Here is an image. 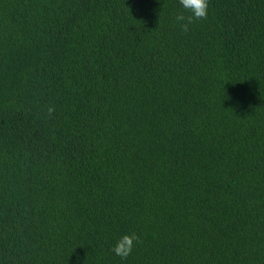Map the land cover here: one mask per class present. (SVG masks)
<instances>
[{
	"label": "trees",
	"instance_id": "16d2710c",
	"mask_svg": "<svg viewBox=\"0 0 264 264\" xmlns=\"http://www.w3.org/2000/svg\"><path fill=\"white\" fill-rule=\"evenodd\" d=\"M181 11L0 0V264H264V0Z\"/></svg>",
	"mask_w": 264,
	"mask_h": 264
},
{
	"label": "clouds",
	"instance_id": "9594fccd",
	"mask_svg": "<svg viewBox=\"0 0 264 264\" xmlns=\"http://www.w3.org/2000/svg\"><path fill=\"white\" fill-rule=\"evenodd\" d=\"M178 2L183 11L174 16V23L181 32H187L189 25L194 20L205 19L207 17L209 0H178ZM46 111L48 115H51L54 108L49 106ZM134 242H139V237L135 233L121 235L115 240L111 251L120 257L121 260H124L132 252Z\"/></svg>",
	"mask_w": 264,
	"mask_h": 264
}]
</instances>
